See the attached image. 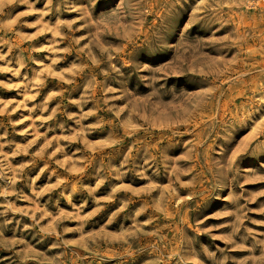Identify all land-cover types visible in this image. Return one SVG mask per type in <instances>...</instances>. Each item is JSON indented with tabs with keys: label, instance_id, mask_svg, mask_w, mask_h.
I'll return each mask as SVG.
<instances>
[{
	"label": "rangeland",
	"instance_id": "rangeland-1",
	"mask_svg": "<svg viewBox=\"0 0 264 264\" xmlns=\"http://www.w3.org/2000/svg\"><path fill=\"white\" fill-rule=\"evenodd\" d=\"M0 264H264V0H0Z\"/></svg>",
	"mask_w": 264,
	"mask_h": 264
}]
</instances>
